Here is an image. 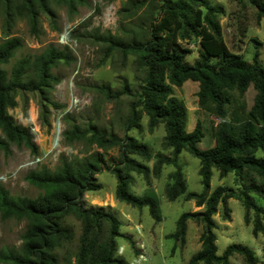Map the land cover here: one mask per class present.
<instances>
[{
	"label": "trees",
	"instance_id": "16d2710c",
	"mask_svg": "<svg viewBox=\"0 0 264 264\" xmlns=\"http://www.w3.org/2000/svg\"><path fill=\"white\" fill-rule=\"evenodd\" d=\"M102 1L110 3L116 0ZM251 1L258 16L264 17V4ZM161 2L162 17L150 26L147 34L141 32L127 41L109 34L100 35L98 30L85 35L104 48L102 63L115 55L122 61L133 57L135 70L143 75L138 104L143 103L144 111L151 115L149 129L157 124L163 125V145L172 151L170 162L175 172L171 175L173 184L166 191L167 198L174 201L185 192L177 164L182 151L199 161V175L205 188L209 187L211 168L218 170L222 177L229 173L241 175L248 171L264 181V158L255 157L258 151L264 153V67L259 61L258 52L253 55L251 64L231 54L221 40L220 27L214 20L215 11L206 0ZM88 3V0H0V20L9 28L16 19L23 20L30 35L38 37L42 33L40 17L45 15L50 29L59 33L61 29L57 25V10L63 9L67 16L72 17ZM131 3L137 4L138 0ZM193 7H202L206 12L203 15L202 11H195ZM95 12L99 13L100 8L96 7ZM187 28L200 38L199 58L193 65L185 63V53L189 51L178 44L182 32ZM21 47V40L10 37V34H5L0 43V153L6 156L10 154L12 145L22 146L34 155L38 150L29 130L16 124L7 114L15 106L16 94L36 93L40 99L41 122L49 127V109L65 108L49 99V91L61 80V77L53 75L52 70L61 63L70 66L75 61L68 47L59 48L49 44L39 54L20 58L7 73L1 67L6 66ZM211 59H217L218 62L211 65ZM186 81L198 83V108L218 121L213 129L214 146L205 151L198 148L203 136L201 126L197 123L191 132H185L186 112L182 102L173 95V87H180ZM250 87L255 95L252 106L248 108L244 102L238 103L232 93L235 92L238 99L243 98ZM93 89L107 102H115L122 96L130 95L127 86L120 91L103 85L94 86ZM136 119L135 105H131L130 116L124 126L136 122ZM62 120L66 125L61 133L63 146L87 141L89 146L102 151L118 147V165L106 168L116 178L115 199L132 207H146L150 217L159 221L155 199L150 196L137 197L128 189L131 182L129 173L146 175L148 168L130 159L127 153L144 154L141 151L143 149L136 147L131 138H118L94 125L81 129L69 114ZM102 164L104 161L98 152L73 161L61 155L54 172H49L44 166L28 172L24 180L41 191L35 199L12 197L0 183V221L14 219L25 222L19 249L0 252V264H60L56 252L72 239L71 231L62 223L67 216H73L82 223L78 252L74 255L75 264H127L122 258L113 256L118 247L115 239L121 237L117 218L101 209H84L81 204L87 192L101 189L95 176L102 171ZM223 192L220 187L207 200L199 198L196 205H204V211L183 213L176 221V231L171 238L179 241L183 240L187 221H200L204 225L201 249L192 256L189 264H229V258L235 254L241 256L246 264L257 263L250 249L236 244L228 246L221 256H217L212 216L217 204L223 202L224 198H234L241 201L246 210L264 213L248 196L254 194L264 200V185L250 183L244 187L241 197L225 196ZM196 197L188 194L186 198ZM102 222L109 225V234L99 242L95 226Z\"/></svg>",
	"mask_w": 264,
	"mask_h": 264
},
{
	"label": "rangeland",
	"instance_id": "374dc122",
	"mask_svg": "<svg viewBox=\"0 0 264 264\" xmlns=\"http://www.w3.org/2000/svg\"><path fill=\"white\" fill-rule=\"evenodd\" d=\"M116 0L110 3L102 0H88V5L78 9L76 15L69 17L63 9L57 10L59 33L50 29L49 20L45 15L40 17L42 33L38 37L30 35L25 21L16 19L9 28L0 20V43L5 34L10 37H18L22 47L10 59L6 66L1 67L7 73L13 65L26 55L39 54L47 45L54 44L59 48L68 47L75 57V61L67 66L63 63L52 70L53 75L61 77L57 85H62L61 91L56 92L55 87L49 91L51 102L58 103L67 108L69 98H76L78 103L73 106L69 115L74 119L75 125L86 129L94 125L107 133L114 134L118 138H131L136 147L144 154L137 152L127 153L130 159L137 161L148 168L146 175L130 172L131 182L128 186L130 193L137 197L150 196L157 203L159 221H154L146 207L137 208L118 202L114 192L116 178L106 168H114L120 161L119 149L114 147L107 151L89 146L87 141L75 143L71 146H63L61 135L59 149L50 151V141L53 137V123L60 117L63 132L66 125L63 122V110L49 109V127L43 125L40 119V99L36 93H20L15 96V106L7 111L14 122L29 130L32 123L39 129L37 137H32L37 146V153L31 154L22 146L12 145L8 156L0 153V183L12 197H26L35 199L41 191L29 185L25 175L30 171H37L46 167L49 172H54L58 159L64 155L67 160H80L92 153L98 152L104 164L102 171L95 176L101 189L96 192H87L81 201L84 209L97 210L113 214L119 221L118 232L121 237L115 239V245L124 249L123 260L131 263L140 253V246L146 252L149 264H189L190 259L201 249V236L204 225L200 221L189 220L183 240L171 238L176 231V221L187 212H202L205 207H197L196 201L200 198L207 200L216 188H223V195H235L241 197L244 187L250 183L263 184L264 181L244 171L241 175L229 173L220 176L218 170L211 168L209 187L205 188L199 175V161L182 151L177 164L180 167L181 180L185 192L174 201L166 196V191L173 184L171 175L175 172L171 164L172 151L163 145L165 130L162 124H157L149 129L150 114L144 111V104H138V95L142 85L143 75L135 70L134 58L128 57L122 61L118 55L109 57L104 63L103 47L96 45L85 34H91L98 30L100 35L109 34L121 40H130L146 33L150 26L157 23L162 17L161 0ZM264 4V0H256ZM214 9V20L220 27L221 40L228 51L239 57L247 64L252 63L255 52L259 54V61L264 67V17L258 16V11L251 0H206ZM112 5L114 8V22L107 24L105 19L106 9ZM100 12H95V8ZM205 14L202 7H193ZM81 25H86L81 27ZM9 30V32H8ZM8 32V33H7ZM65 33V38L62 37ZM145 34V35H146ZM179 38L180 47L189 53H185L184 61L193 65L199 58V41L189 28L182 32ZM73 49L74 51H72ZM217 59L209 60L213 65ZM72 83L70 89L69 83ZM107 86L111 90L120 91L127 86L129 96H122L115 102H107L100 94L94 91V86ZM198 83L186 81L180 87H173V95L182 102L185 112V132H191L197 123L201 126L203 136L198 144L202 151L214 146L213 129L218 121L198 108L197 93ZM238 103L244 102L248 108L253 104L255 92L250 87L243 98H237ZM57 96L64 98L58 102ZM135 105L136 122L125 127L124 123L130 116V106ZM31 116L33 119H31ZM30 119V120H29ZM31 124V125H30ZM257 158H264V153L258 151ZM40 158L37 166H28V162ZM121 169L124 170L122 167ZM188 194L197 197L186 198ZM251 201L264 211V200L257 195L248 194ZM215 223L213 233L217 256H221L224 250L233 244L245 246L250 249L257 259L256 264H264V213H256L254 210H246L241 201L234 198H224L219 202L216 212L212 216ZM63 226L71 231L72 239L69 243L56 252L60 264H75L74 255L78 252L79 241L82 235V223L73 216L63 219ZM257 226V228H256ZM139 228L141 234L136 231ZM256 229V231H255ZM25 230V222L14 219L0 221V252L17 250L21 245L20 237ZM255 231V234L253 233ZM99 242L108 237L109 225L102 222L95 226ZM137 254V255H136ZM114 258L119 259L115 254ZM229 264H246L239 255H233L228 260ZM202 264V263H199Z\"/></svg>",
	"mask_w": 264,
	"mask_h": 264
},
{
	"label": "built area",
	"instance_id": "2783aa9c",
	"mask_svg": "<svg viewBox=\"0 0 264 264\" xmlns=\"http://www.w3.org/2000/svg\"><path fill=\"white\" fill-rule=\"evenodd\" d=\"M114 13H115V11H114V8H113V6L112 5H110L107 9H106V13H105V19L107 20L106 21V23L107 24H110V23H112V22H114ZM72 51H74L73 49H71ZM61 88H62V85H57L56 87H55V91L56 92H59V91H61ZM69 88L71 89L72 88V83L70 82V86H69ZM56 100L58 101V102H60L61 103V101H64V98H62V97H60V99H59V97L57 96V98H56ZM78 103V100H76V98H69V101H68V103H67V108L65 107V109L62 111V116H65V115H67V114H69V113H71L72 112V108H73V106H75L76 104ZM72 109V110H71ZM60 115H59V117H57L56 119H55V122L56 123H58L60 126H61V123H60ZM63 118V117H62ZM30 120V119H29ZM31 123H32V125L30 126V128H29V133H30V135L34 138V137H37V135L39 134V129H38V127L35 125V121H30ZM54 122V123H55ZM54 123H53V126H54ZM62 133V132H61ZM60 140V139H59ZM59 140H55V142H53V137L51 138V141H50V151H53V150H56V149H59L58 147H59ZM41 162V159L40 158H35V159H33V160H31V161H29L28 162V166H37L39 163ZM34 171V170H33ZM136 231H137V233L140 235L141 234V231H140V229L139 228H136ZM139 251H140V253L134 258V260L131 262V263H129V264H149V262H148V259H147V255H146V252L144 251V249H143V245L142 246H140V249H139ZM123 254H124V249L122 248V247H117V249H116V253H115V255L118 257V258H121V257H123Z\"/></svg>",
	"mask_w": 264,
	"mask_h": 264
},
{
	"label": "bare ground",
	"instance_id": "6f19581e",
	"mask_svg": "<svg viewBox=\"0 0 264 264\" xmlns=\"http://www.w3.org/2000/svg\"><path fill=\"white\" fill-rule=\"evenodd\" d=\"M65 36L66 35L64 33V35L63 36H60V37H62V39H64ZM31 119H33L32 116H31ZM52 131H53V142H55V140H59L60 139V135H61L62 128H61V126L58 123L55 122Z\"/></svg>",
	"mask_w": 264,
	"mask_h": 264
}]
</instances>
